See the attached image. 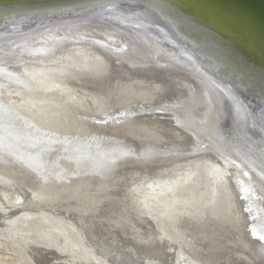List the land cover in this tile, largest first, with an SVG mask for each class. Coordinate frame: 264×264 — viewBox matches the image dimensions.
<instances>
[{
	"label": "bare ground",
	"instance_id": "obj_1",
	"mask_svg": "<svg viewBox=\"0 0 264 264\" xmlns=\"http://www.w3.org/2000/svg\"><path fill=\"white\" fill-rule=\"evenodd\" d=\"M3 206L0 264H264V0H0Z\"/></svg>",
	"mask_w": 264,
	"mask_h": 264
},
{
	"label": "rangeland",
	"instance_id": "obj_2",
	"mask_svg": "<svg viewBox=\"0 0 264 264\" xmlns=\"http://www.w3.org/2000/svg\"><path fill=\"white\" fill-rule=\"evenodd\" d=\"M74 45H76V44H72L70 47H72V48H74V47H76V48H78L79 46V49H83L84 47L80 44V43H78V45H76V46H74ZM77 91H80V89L78 88V89H76ZM79 95H80V97L81 98H84L85 99V101L87 102V104H88V106L90 107V108H94L93 107V104H92V102H91V99L87 96V95H85V94H83V93H81V92H79L78 93ZM15 100L16 101H19L20 99L19 98H15ZM196 161H200V162H204L203 161V159L201 158V157H197V158H193V159H191V160H189L188 162H190L187 166L188 167H193V172H194V174H199V172H198V169L195 167L196 166ZM192 164V165H191ZM181 165L182 164H180V165H176V166H174V167H170V168H168V169H166V170H164V171H160V170H157L158 172H154V174L152 175V176H149V178H147L149 181L151 180H154V182H156V181H158V180H160V179H162L163 178V176H161L160 174H161V172L162 173H165V175H172V174H174V173H178V172H181V170L182 169H180V167H181ZM175 167H179V168H175ZM201 173H203L202 171H201ZM198 177V176H197ZM160 178V179H159ZM147 179H141V178H138L137 180H135L134 182H132V181H127V182H125V186H126V188H127V191H129V190H131L132 192H131V196L132 197H130V199L132 200V202L133 203H135L134 201H136V198H138L140 195H142L140 192L141 191H143V189H144V187H146V185H148V184H146L147 183ZM142 180H145V181H142ZM156 180V181H155ZM150 181V182H151ZM130 183H133V184H131L130 185ZM135 183V184H134ZM13 185V186H12ZM3 186V185H2ZM4 186L5 187H2V189H4V188H8V187H10V189L8 188V190H9V192H10V194H11V198H9V200H13V201H15L16 199H17V196H18V192H17V190H20L21 188H20V185L18 186L17 184H11V185H6V184H4ZM16 186V187H15ZM134 186H136V188L137 187H139L140 186V190H138V191H134V189H135V187ZM102 188L103 189H105L106 188V184H104V185H102ZM133 189V190H132ZM27 192H29V191H27L26 190V193ZM23 193V192H22ZM100 194H104L103 192H99ZM24 195H25V192H24ZM14 196V197H13ZM20 196V195H19ZM18 196V197H19ZM21 198V197H20ZM22 198H24L23 197V195H22ZM134 200V201H133ZM22 202H24L23 201V199H22ZM35 203H34V207H43L44 209L46 208L47 210H48V207H45V206H43V205H41L40 203H38V201L36 200V201H34ZM132 203V204H133ZM17 206V205H16ZM34 207L32 206V209H29V211H32L33 209H34ZM0 209H1V207H0ZM17 209V210H16ZM19 211H20V209L19 208H14V207H10V208H7V207H5L4 208V206H3V214H2V216L0 215V218H4V219H9V218H13V217H17V220H20L21 218H22V214L20 215L19 214ZM51 211V210H50ZM5 212V213H4ZM16 212V213H15ZM8 213V214H7ZM33 213H35V212H33ZM6 214V215H5ZM19 214V215H18ZM14 215V216H13ZM70 215V214H69ZM71 216V215H70ZM72 216H74L73 214H72ZM9 217V218H8ZM32 218H34V216H31V217H29V219H32ZM90 218V217H89ZM99 219V218H98ZM93 220V219H92ZM6 222V221H5ZM127 222L128 223H131L130 221H128L127 220ZM7 223H9V220H7ZM103 224V226H106L107 224L105 223V222H103L102 223ZM132 225H134V224H132ZM135 226V225H134ZM136 227V226H135ZM138 228V227H137ZM154 228V227H153ZM138 229H140V228H138ZM154 232H155V235H156V233H157V230L156 229H154ZM215 233V232H214ZM213 232H210L209 234H214ZM209 236V235H208ZM208 236L207 235H205L204 234V236H201L202 237V241H204V240H206V239H209L208 238ZM211 236V235H210ZM159 237H160V235H159ZM206 237V238H205ZM204 239V240H203ZM185 248V249H184ZM176 250H177V254H176V256H175V261H174V264H189L190 262H191V260H190V257H189V254L187 255V254H185L184 255V253H186V250H187V248H186V243H184V242H182L181 243V245H179V247L178 248H176V249H169V251L171 252V253H173L174 251L176 252ZM4 251V255H3V257H1V259H10V257H12V255L10 254V253H8L7 251H5V250H3ZM181 254V255H180ZM174 255H175V253H174ZM49 256H51L52 257V255H49ZM132 256H135L134 254L132 255ZM173 259H174V257H173Z\"/></svg>",
	"mask_w": 264,
	"mask_h": 264
},
{
	"label": "snow or ice",
	"instance_id": "obj_3",
	"mask_svg": "<svg viewBox=\"0 0 264 264\" xmlns=\"http://www.w3.org/2000/svg\"><path fill=\"white\" fill-rule=\"evenodd\" d=\"M254 236L256 235V232L255 231H253V233H252ZM259 239L260 240H262V241H264V235H262V236H259Z\"/></svg>",
	"mask_w": 264,
	"mask_h": 264
}]
</instances>
